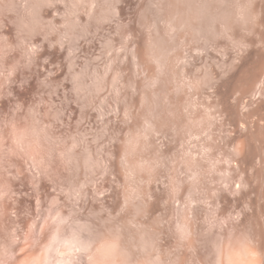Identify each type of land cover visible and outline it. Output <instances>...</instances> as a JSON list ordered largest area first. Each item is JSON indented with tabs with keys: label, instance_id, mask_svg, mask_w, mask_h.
<instances>
[{
	"label": "rangeland",
	"instance_id": "rangeland-1",
	"mask_svg": "<svg viewBox=\"0 0 264 264\" xmlns=\"http://www.w3.org/2000/svg\"><path fill=\"white\" fill-rule=\"evenodd\" d=\"M254 1L23 0L28 67L0 92V117L35 119L0 130V147L44 136L60 144V171L33 156L28 179L11 161L0 264H108L117 240L147 264H264V136L236 126L264 67V0ZM17 23L0 18L13 46ZM49 111L65 137L41 121Z\"/></svg>",
	"mask_w": 264,
	"mask_h": 264
},
{
	"label": "clouds",
	"instance_id": "clouds-1",
	"mask_svg": "<svg viewBox=\"0 0 264 264\" xmlns=\"http://www.w3.org/2000/svg\"><path fill=\"white\" fill-rule=\"evenodd\" d=\"M40 4L31 5L32 8L41 7ZM29 7L23 0H18L17 3H13L12 0H0V18H6L9 15H16L18 17V23L16 27V36L18 43L13 46L6 36L0 37V92H4L12 83L14 77L27 68L28 65L25 63L24 56L26 52V46L30 41L32 32L30 26L33 21L26 15L23 14L24 9ZM27 37V40L25 39ZM21 52V59L16 60L14 63H8L9 57L13 53ZM21 60L24 63H21ZM19 109L15 110L10 116L5 115L0 117V130L7 132L10 128L16 127H31L34 121V116L31 112L27 111L23 116H19ZM40 119L46 125L51 127L48 129L51 136L65 137L64 131L60 128L59 124L55 121V116L51 112H43ZM60 148L58 142L50 141L48 138L42 136L38 142L32 141L29 146L23 150L18 148L12 141L11 136H6L4 139L3 147H0V179L4 181L9 180V173L11 172L13 165L11 161L17 159L27 165L26 175L30 179L33 175L32 163L30 158L35 156L39 158L43 156L51 167L55 168L56 173L60 171L58 164V158L56 152ZM55 155V163L54 157ZM50 157V158H49ZM19 174V173H18ZM14 178V177H12ZM108 264H147L144 259L129 260L126 255L122 254L119 249V241L117 240L113 247L112 258L108 261Z\"/></svg>",
	"mask_w": 264,
	"mask_h": 264
},
{
	"label": "bare ground",
	"instance_id": "bare-ground-1",
	"mask_svg": "<svg viewBox=\"0 0 264 264\" xmlns=\"http://www.w3.org/2000/svg\"><path fill=\"white\" fill-rule=\"evenodd\" d=\"M249 2H250V4L251 5H255V1L254 0H249ZM254 7H256V6H254ZM253 7V8H254ZM253 12H254V10H253ZM258 23V22H257ZM258 30V29H257ZM256 30V31H257ZM255 34V33H254ZM245 38V37H244ZM252 40V39H251ZM217 42V41H216ZM253 42V41H252ZM212 45V44H211ZM250 46V43H248L247 41H241V42H239L238 43V48L240 49V50H242V49H244V48H247V47H249ZM134 52H136V51H134ZM247 52V51H246ZM138 53V52H137ZM258 54V53H257ZM175 55V54H174ZM252 55V54H251ZM143 56V55H142ZM246 59V58H245ZM252 59V58H251ZM139 60V59H138ZM257 60V59H256ZM255 60V61H256ZM263 60V59H262ZM241 61H243L242 59H241ZM254 61V62H255ZM259 63H260V61H258ZM257 62V63H258ZM262 62V61H261ZM143 64V63H142ZM141 63H140V65H142ZM253 64H255L256 65V63H253ZM260 65H261V63H260ZM256 66H258V64L256 65ZM159 67H160V69L161 70H164L165 69V64L164 63H161L160 62V64H159ZM248 67V66H247ZM240 68V67H239ZM257 68V67H256ZM141 69H143V67H141ZM251 69V68H250ZM261 69V68H260ZM243 70V69H242ZM253 70V69H252ZM248 71V70H247ZM140 73V72H139ZM240 73V72H239ZM234 74V73H233ZM231 75V74H230ZM245 75V74H244ZM253 75V74H252ZM249 76H251V75H249ZM237 77V76H236ZM246 77V76H245ZM254 77V76H253ZM246 79V78H245ZM249 79V78H248ZM154 80V79H153ZM236 81V80H235ZM238 81V80H237ZM151 82H152V80H151ZM156 81H154V82H152L153 84L155 83ZM251 82V81H250ZM239 83V82H238ZM245 83V82H244ZM235 84V83H234ZM232 85V84H231ZM250 85V86H249ZM249 85H248V88H247V90L245 91V92H243L244 94H242L241 95V97H240V99L242 100V102L244 103V105H245V110H243V111H241L240 112V114H239V119H238V121L236 122L237 124H236V126H237V129L239 130V132L240 133H242L244 136H246V138H248V139H251V138H253V137H257V136H260V138H261V136H262V138H263V136H264V67H262V69H261V71H260V73L257 75V76H255L254 77V79H252V82L251 83H249ZM137 86V85H136ZM153 86H155V84L153 85ZM237 86V85H236ZM247 86V85H246ZM228 88V87H227ZM234 88H236V87H234ZM230 92V91H229ZM241 93V92H240ZM227 96V95H226ZM172 98V97H171ZM240 99H239V101H240ZM238 103V102H237ZM191 104V106H192V104L194 105V103L192 102V103H190ZM189 104V105H190ZM229 107V106H228ZM223 109V108H222ZM238 114V113H237ZM196 116V115H195ZM195 116H193V114H192V118H195L194 119V121L195 120H197V117H195ZM222 116V115H221ZM191 118V119H192ZM191 119H190V121H191ZM236 120V119H235ZM193 120H192V123L194 122ZM196 122V121H195ZM154 123V124H153ZM152 123V121H148L146 124L148 125L149 124V126H147V127H149V129H151V128H153V127H155V128H153L154 129V131H156L155 129H157V125H156V123L155 122H153ZM156 125V126H155ZM196 126V125H195ZM151 127V128H150ZM153 129H151V130H153ZM233 132H234V130H233ZM237 132V131H236ZM241 135V134H240ZM242 136V135H241ZM240 136V137H241ZM243 136V137H244ZM234 138V137H233ZM120 139V138H119ZM247 140V139H246ZM257 140V139H256ZM236 141H238V140H236ZM259 142H261V141H259ZM241 143V142H240ZM137 144V143H136ZM207 144V143H206ZM242 144V143H241ZM240 144V145H241ZM134 145V144H133ZM132 145V148H133V150L134 149H137L138 148V146L136 147V145L135 146H133ZM121 146V145H120ZM117 147V146H116ZM135 147V148H134ZM119 148V147H118ZM131 147H130V150L132 149ZM160 148V147H159ZM236 153V155L237 156H240V155H242V151H241V148L239 149H236V151H235ZM249 154V153H248ZM119 155V154H118ZM254 155V154H253ZM253 155H250V156H253ZM243 156V155H242ZM128 157V156H127ZM118 158H120V157H118ZM250 159H251V157H250ZM118 160V159H117ZM145 159H143L142 160V158L140 159V161H144ZM146 162V161H145ZM252 162V161H251ZM250 163V162H249ZM249 163H247V164H249ZM192 164V163H191ZM115 165H117V164H115ZM133 165V164H132ZM132 165H130V166H132ZM128 166V165H127ZM134 166H136V165H134ZM134 166H132L131 168H133ZM127 169L129 168V166L128 167H126ZM131 168H129L130 170H131ZM134 168H136V167H134ZM133 168V169H134ZM118 169V168H117ZM120 169V168H119ZM122 169V168H121ZM128 169V171L130 172V170ZM133 169H132V171L130 172L131 174H133L134 173V175H135V171H136V169L134 170V172H133ZM244 172V171H243ZM119 174V173H118ZM142 174V173H141ZM141 174H140V176H141ZM167 174V173H166ZM245 174V173H244ZM121 175V174H120ZM116 176V175H115ZM208 176V175H207ZM139 177V176H138ZM149 177V176H148ZM151 177H152V175H151ZM119 178V177H118ZM203 178V177H202ZM143 179H144V177H143ZM147 179V178H146ZM120 182H121V180H120ZM150 182H151V180H150ZM151 185V184H150ZM174 186V185H173ZM183 188V187H182ZM184 189V188H183ZM141 190H143V189H141ZM150 190V189H149ZM160 192V191H159ZM177 192V191H176ZM181 192H183V190L181 191ZM143 193V192H142ZM123 194V193H122ZM129 195V194H128ZM143 195V194H142ZM223 197V196H222ZM143 198V197H142ZM159 198V197H158ZM162 198H164V197H162ZM221 198V197H220ZM157 198H155V199H153V200H156ZM223 199V198H222ZM126 200V199H125ZM124 200V201H125ZM145 201V200H144ZM157 201H158V199H157ZM156 201V202H157ZM175 201V200H174ZM146 202V201H145ZM168 202V201H167ZM151 203H153V202H151ZM158 203V202H157ZM178 203H179V201H178ZM149 205V204H148ZM152 205H155V203L154 204H152ZM156 206V205H155ZM149 207V206H148ZM123 208V207H122ZM126 208H127V206H126ZM153 208V207H152ZM148 209V208H147ZM155 209V208H154ZM153 209V210H154ZM148 211V210H147ZM152 212V211H151Z\"/></svg>",
	"mask_w": 264,
	"mask_h": 264
}]
</instances>
